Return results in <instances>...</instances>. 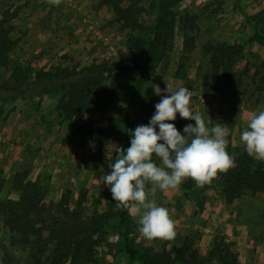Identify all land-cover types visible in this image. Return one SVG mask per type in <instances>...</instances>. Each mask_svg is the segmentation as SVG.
<instances>
[{
    "label": "rangeland",
    "instance_id": "1",
    "mask_svg": "<svg viewBox=\"0 0 264 264\" xmlns=\"http://www.w3.org/2000/svg\"><path fill=\"white\" fill-rule=\"evenodd\" d=\"M135 1L137 25L129 26L103 0H62L59 6L48 0H0L1 12L12 15L17 40L8 63H0V199H18L27 184L69 227L85 222L88 230L83 233L98 243L92 258L81 264H140L123 251L122 235L114 228L118 219L111 215V193L99 180L110 171L107 164L123 145L122 136L115 132L98 141L78 132L77 118H66L57 109L55 94L14 97L5 92L2 82L15 67L32 76L57 65L74 69L101 63L104 81L115 87L116 96L109 109L87 114L100 129L109 125L108 118L124 117L141 72L145 81L135 127L148 123L160 100L153 84L161 89L166 82L186 87L192 93L191 110L202 114L206 126L219 123L229 129L227 146L233 154L245 150L240 135L247 120L264 110V0H179L172 7L174 34L144 71L136 67L144 49L132 38L149 35L156 0ZM217 44L240 47L232 61L222 59L215 71ZM169 122L181 133L186 124H195L178 113ZM153 160L160 165L155 156ZM257 162L264 169V162ZM149 198L169 209L176 236L144 239L126 209L131 240L141 250L174 255L181 247L196 252V260L175 264H218L211 252L221 242L229 245L239 264H264V191H245L228 201L219 182L202 189L189 178L178 189L158 190ZM2 246L14 264H32L0 217Z\"/></svg>",
    "mask_w": 264,
    "mask_h": 264
},
{
    "label": "trees",
    "instance_id": "2",
    "mask_svg": "<svg viewBox=\"0 0 264 264\" xmlns=\"http://www.w3.org/2000/svg\"><path fill=\"white\" fill-rule=\"evenodd\" d=\"M179 0H156V16L149 35L132 38L133 44L144 49L142 62L136 65L141 71L147 69L154 60L157 50L168 43L174 34L175 20L172 7ZM114 9L119 19L129 26H136L135 0H103ZM12 15L9 10H0V63L7 64L17 40L13 37ZM259 31V26H255ZM240 46L217 44L214 46L212 64L216 71L222 65V59L232 61ZM222 62V63H221ZM145 76L141 72L136 80L132 98L127 103L124 117L108 118L109 125L105 129L95 126L93 120L87 117L89 112L105 111L110 108L116 96V89L104 81L102 64H90L81 68H68L60 65L47 70H38L35 75H28L20 67H15L11 77L2 82L5 92L14 97L43 96L55 94L56 106L66 118H77L76 130L88 134L91 138L103 141L115 132L119 133L123 145L130 146L128 129H134L132 121L140 99ZM235 158V166L228 172L218 173L212 183L202 189H209L219 182L226 200L232 201L245 191L253 193L264 191V169L250 157L245 150L233 154L230 147L226 149ZM195 184V182L192 180ZM111 215L117 217L114 228L122 235L123 251L129 258L140 264H175L176 261H195L196 252L179 248L174 255L166 251H143L133 243L130 228L125 222L126 210L114 211V201L111 203ZM46 206L39 193L25 184L18 199H0V217L5 230L15 238V244L27 251L32 264H81L91 259L94 245L98 243L83 233L87 225L80 222L71 228L60 215H53ZM98 231V230H97ZM102 235V234H101ZM94 242V243H93ZM0 264H14L13 257L5 246L0 247ZM211 256L218 260V264H239L236 254L226 243H217Z\"/></svg>",
    "mask_w": 264,
    "mask_h": 264
},
{
    "label": "clouds",
    "instance_id": "3",
    "mask_svg": "<svg viewBox=\"0 0 264 264\" xmlns=\"http://www.w3.org/2000/svg\"><path fill=\"white\" fill-rule=\"evenodd\" d=\"M62 0H48L59 6ZM160 97L147 124L128 129L130 146H117L107 164L110 171L100 176L114 201V211L130 209L139 234L146 240H172L175 224L169 209L157 205L150 196L158 190L178 189L187 179L204 187L235 166V158L226 150L230 131L217 123L206 126L202 114L191 110L192 93L186 87L173 88L166 82L161 89L152 86ZM179 117L195 121L186 124L183 133L174 123ZM158 129V130H157ZM246 153L264 162V110L254 112L240 135ZM155 156L160 165L153 160ZM146 184L150 190L146 192ZM3 252H0V256Z\"/></svg>",
    "mask_w": 264,
    "mask_h": 264
}]
</instances>
